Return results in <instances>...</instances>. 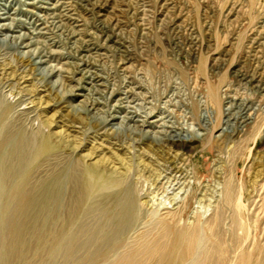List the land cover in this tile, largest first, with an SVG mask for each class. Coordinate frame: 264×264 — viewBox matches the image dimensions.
Returning <instances> with one entry per match:
<instances>
[{
	"label": "rangeland",
	"instance_id": "obj_1",
	"mask_svg": "<svg viewBox=\"0 0 264 264\" xmlns=\"http://www.w3.org/2000/svg\"><path fill=\"white\" fill-rule=\"evenodd\" d=\"M164 2L151 0L152 32L144 35L128 16L126 2L114 9L107 6L99 17V7L84 0H0V98L14 107L10 122L19 120L18 129L33 147L45 135L52 136L54 146L51 155L34 165L26 183L25 190L34 195L33 205L22 209L20 202H9L5 228L11 225L13 231L2 224L8 200H0V264H107L114 250L108 244L115 238L114 229L107 225L108 213H116L129 192L135 196L136 220L117 241L120 248H126L164 211H175L187 201L181 226L205 222L223 204V184L231 179L234 163H238V173L232 179L241 187L243 211L248 215L258 195L255 184L264 180V67L247 62L246 55L249 39L264 23V0L234 8V0H176L175 12L167 19L161 15ZM54 10L63 16L56 21L59 25L63 21V30L45 22ZM181 13H187L190 31L183 27ZM4 24L12 29H3ZM192 31L199 42L192 40ZM78 46L79 52L74 50ZM40 52L42 58L29 65L27 58ZM222 53L227 56L215 61ZM208 85L221 88L225 111L231 98H237L251 105L244 113L254 112L256 123L239 134L240 157L235 162L233 144L220 143L216 137L208 147L210 133L196 125L203 111L195 109L202 108ZM93 86L101 93H92ZM113 90L117 94L112 95ZM170 97L179 109L168 105ZM119 98L129 101L116 107ZM135 111L136 121L122 123L120 118L133 116ZM210 112L214 118V110ZM229 112L235 115L241 110L233 107ZM203 113L202 122L207 116ZM172 128L195 138L194 153L165 143ZM220 133L218 129L213 135ZM96 166L106 177L120 179V185L93 195L80 208V202L71 198V182L63 180L62 196L50 202V180L69 174L82 178L86 169ZM54 210H58L57 220ZM224 213L229 222L232 209ZM71 222L69 236L65 228ZM56 237L60 246L55 260ZM66 247H71L68 252Z\"/></svg>",
	"mask_w": 264,
	"mask_h": 264
},
{
	"label": "bare ground",
	"instance_id": "obj_2",
	"mask_svg": "<svg viewBox=\"0 0 264 264\" xmlns=\"http://www.w3.org/2000/svg\"><path fill=\"white\" fill-rule=\"evenodd\" d=\"M84 1L91 2L92 5H94L95 7H99L98 12L96 13L99 15V17L104 16L103 12H106L107 6L112 5L114 6L113 7L114 9L115 7L119 6L120 2H126L128 5V10H127L128 16L131 19H133L135 22H137L138 26L141 27L142 32H144L143 34L147 35L152 32L151 31L152 16L150 15V13H152L153 11L151 9L152 8L151 0L150 1L141 0L140 5L138 4L139 0H84ZM177 1L179 2L180 0H177ZM249 2H251V0H234V2H232L234 3L233 8L238 7L239 5L243 7L245 3H249ZM176 4H177L176 0H165L164 4H162L161 6V15L165 19L170 17L171 14L175 12ZM207 7L208 9H210L209 6ZM241 9L242 8H240L238 12H240ZM182 15H183L182 23L184 24L183 27L186 28L185 29L186 31H190L191 28H188L189 22L186 17L187 13L182 14ZM61 18H63V16L57 14L56 10H54L50 14H47V17L45 18V22L47 24L51 23V25L54 26L55 29L63 30V28L61 27V25L63 26L62 24L63 21H60V25L56 23V21L59 19L61 20ZM117 22L121 23L120 21H117ZM107 24L104 25L103 27L104 29L107 28L106 26L110 25V23H107ZM101 26H103V24ZM2 28L11 30L12 25L4 24ZM39 30H44V28H40ZM39 33H42V31H40ZM62 33L64 34V32ZM69 36L70 35L67 36V40H69ZM190 36L193 37L192 40L199 42L198 37L195 36L193 31ZM248 42H250L249 43L250 45L247 46L249 49V52H247L248 54L246 55L247 62L251 60L258 66H260V68H263L264 67V23L261 26V30L257 31L254 34V37L250 38ZM74 50H78L77 52H79L81 50V47L79 46L75 47ZM41 54L42 52H40L36 57H34L35 55L33 54L30 57H28L27 62L29 63V65L34 64L36 58H42ZM86 55L88 54H85V57ZM225 55L227 56V53H222L215 59V61H220L221 58L224 57ZM7 69H3V70H7ZM95 84H98V83H95ZM93 87L95 88V86ZM96 88L95 90H92V93L95 91V93L100 94L101 92L99 90H96ZM113 91L114 92L112 93V95L116 93L115 90ZM166 95H167L166 97H168L169 94H166ZM172 96L174 97L175 93H173ZM127 99L128 98H119L117 100L118 104H116V107H123L122 103L123 101ZM231 99H232L231 100L232 103L230 102L231 103L230 107L228 108L227 111H225L223 108V104H222L223 97L221 94V88L215 85H208L207 91L204 95L205 101L201 103L202 108L200 107L198 108V106H196L195 112H199L201 109L203 112L207 114V116L204 115L203 122H202L201 113L203 112L199 113L198 115L199 122H196V125L200 130H205L208 133H210L209 134L210 136H208L209 138L208 147H210V145L213 144L211 140L216 137H220L219 142L223 141V143H229L228 145L233 144V149L231 152V159L235 162V160L238 157H240L239 156L240 149H239V142H238L239 134H242L244 131L246 133V130L244 129L249 126L254 125L256 121H255V117L252 115L254 112L252 114H249L248 112L246 113L243 112L247 110V108L248 110L251 109L250 108L251 105H248L249 102L246 103L243 100L240 101L237 98H231ZM174 100L176 99H172V97H170L167 103L168 105H172L178 108V106L174 104ZM7 102L8 101H6V103ZM6 103H4L3 100L0 98V200L3 197H6L7 198L6 200H8L7 206L6 205L4 206V209L1 213L2 220H3L2 224L4 225V228L8 220L7 215L9 211V202L10 204L12 201L20 202L19 207H21L22 209L24 208L28 209L30 206L33 205L34 195L31 192H27L28 190L27 191L25 190L26 183L30 180V177L34 170V165L38 163L39 161H41L42 159H44L45 157L51 155L54 151V146L52 144L51 135L42 136L38 140L37 144L33 147V145L30 143L31 140L29 141L24 136V134L21 132V128L18 129V125L16 123L19 120H14V122H10V115L14 107L11 104H6ZM95 103L96 102L93 101L92 106H95ZM233 107H238L239 110H241V113L233 115L232 112H229L230 110H232ZM181 108L182 107H180V109ZM210 110H212V112L214 110L215 112L214 118L212 117L214 113L211 114ZM137 114H138V111H135L133 116L126 115L125 117L120 118V119H122V123H126V125H130V122L136 121L135 115ZM185 114L188 115L189 113H185ZM113 118L117 119L118 117L114 116ZM104 123L106 124V122ZM143 123L145 122L143 121ZM218 129L221 130L220 135L219 136H215V134L213 135V132ZM239 129H242L243 131L238 132ZM183 132L185 131L180 130L178 132L177 130L172 128L170 133L169 132L166 133L167 138L165 140V143L177 151H180L183 153L185 152L194 153L197 149V145H196L197 143L194 140L195 138L192 137L190 139L188 138V135H183ZM233 165L234 167L231 170V175H232L230 177L231 179L224 181V184H223V187H224V192H222L224 194L222 196L223 204H221L217 208L214 218H210L209 220L205 222L198 221L196 225L193 227H189V228L182 227L180 224V221L182 220V218L184 217L187 211V208H188V201H187L183 205L179 206L175 211H168V212L164 211V214H163L164 216H162L161 218H158V220H156L155 223L152 222L153 224L150 225V227H148L147 230L138 234L136 237H133L131 239V242L126 248H123V247L120 248V245H118L117 241L119 240V238H121L122 236L126 234L125 233L126 230L131 226L132 222L136 220V215L134 212V203L132 201V197L134 198L135 196H133V194L131 196L130 195L131 192H129L130 194H128L127 196H124L122 203L120 204L119 210L116 213H113V212L108 213L109 222L107 225H109V227H112V229H114L112 234L115 236V238H111L112 242L108 244L110 245V249H114V250L111 252L112 255L109 257L107 264H264V180L263 182L261 181L260 184L258 183L259 181L256 182L257 184L255 185L257 188L258 195L256 196L255 200L251 201V205H250L251 209L250 210L249 208L247 209V213L249 216L247 214L246 216L245 215L246 212L243 211L242 196L240 192L241 187H237L234 184L235 182L232 179L238 173V163H234ZM100 168L101 167H98V166L89 167L83 173L84 175L82 178L76 177L75 174L66 175L62 179L60 176L53 178L49 182L51 184V192L48 195V199H50V202H55V203L60 199V197L62 196L60 185L63 180H65V182L66 180L71 182L72 184L71 198H74V200H76L77 202H80L81 204L80 208H82V205L85 204L87 199L92 197L93 195L117 188L120 185V179L106 177V175H104L100 171ZM249 169H251V167ZM155 178H159V177L155 176ZM134 182H135V179H134ZM166 190L168 189L166 188ZM157 194H158V191H157ZM138 196L140 198V194H138ZM229 207L230 209H232L233 213H232L231 220L228 222V218L225 216L224 211ZM53 212L57 216L56 218L57 220L58 210L56 212L54 210ZM75 215H76V212L73 215L74 218H75ZM73 217L72 219H74ZM189 220H191V218ZM52 224L54 223L52 222ZM73 226L74 225L72 224V222L71 224L67 225V227L65 228L66 235L70 236ZM5 229H9L10 231L11 230L13 231L14 227L10 225L6 227ZM97 238L99 239L100 237L98 236ZM59 240L60 238H57V237L54 240L55 250L53 252V256L55 260L58 258V255H59V246H60ZM70 248L71 247H66L64 250L65 251L67 250L68 252ZM81 248L85 250L86 246L83 245Z\"/></svg>",
	"mask_w": 264,
	"mask_h": 264
}]
</instances>
